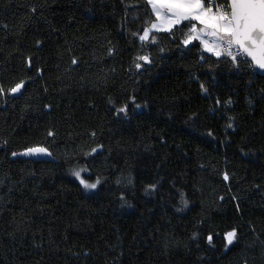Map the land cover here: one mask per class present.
<instances>
[{
	"label": "trees",
	"instance_id": "1",
	"mask_svg": "<svg viewBox=\"0 0 264 264\" xmlns=\"http://www.w3.org/2000/svg\"><path fill=\"white\" fill-rule=\"evenodd\" d=\"M154 22L145 0H0V264H264V76L183 44L188 21L142 41Z\"/></svg>",
	"mask_w": 264,
	"mask_h": 264
},
{
	"label": "snow or ice",
	"instance_id": "2",
	"mask_svg": "<svg viewBox=\"0 0 264 264\" xmlns=\"http://www.w3.org/2000/svg\"><path fill=\"white\" fill-rule=\"evenodd\" d=\"M146 3L150 6L157 23H151L150 27L143 30L144 34L140 36L142 41L148 40L153 30L171 32L177 25L188 21L189 31L183 44L188 45L198 40L205 51L217 57L227 56L236 63L239 56H244L250 58L259 69L264 70V0H225L224 3L210 0L208 5L205 4V0H146ZM193 21L195 23H191ZM152 40L155 42L154 37ZM139 59L149 61L147 56ZM136 67L140 68L141 65L136 64ZM22 86L23 81L15 84L8 91L17 93ZM200 87L207 92L203 84ZM4 91L0 87V94H4ZM227 103L230 104L231 101ZM136 107L140 106L136 105ZM117 112L127 115L128 104L118 108ZM42 153H47V149L32 147L23 155ZM13 155L17 153L14 152ZM73 175L80 179V171H73ZM224 178L228 179L227 175ZM80 183L86 189H96L101 181L97 179L94 183H89L80 179ZM236 236L237 232L233 229L225 234V239L228 244H232ZM208 240L211 243L212 237L209 236Z\"/></svg>",
	"mask_w": 264,
	"mask_h": 264
},
{
	"label": "water",
	"instance_id": "3",
	"mask_svg": "<svg viewBox=\"0 0 264 264\" xmlns=\"http://www.w3.org/2000/svg\"><path fill=\"white\" fill-rule=\"evenodd\" d=\"M246 59L250 62L255 74H257L258 76H264V70L259 69L253 62L250 61V58H246ZM47 153L33 154V155H23L22 153V154L17 155L16 158L25 159V160H34V161L54 162L52 158L50 157V155Z\"/></svg>",
	"mask_w": 264,
	"mask_h": 264
},
{
	"label": "rangeland",
	"instance_id": "4",
	"mask_svg": "<svg viewBox=\"0 0 264 264\" xmlns=\"http://www.w3.org/2000/svg\"><path fill=\"white\" fill-rule=\"evenodd\" d=\"M146 1V0H145ZM150 7V6H149ZM151 9V8H150ZM185 22H187V21H185ZM154 23H157V21H156V18H155V22ZM182 23H184V22H182ZM191 23H195L194 21L193 22H191ZM152 32H155V33H161V32H168V31H163V30H159V31H156V30H153ZM151 32V33H152ZM145 41V40H144ZM194 42V41H193ZM192 42V43H193ZM197 42H199L198 40H197ZM200 43V42H199ZM191 44V43H190ZM202 46V48H203V45H201ZM204 49V48H203ZM210 53V52H209ZM212 54V53H211ZM74 171H80V179H83V180H85L84 179V176L86 175V173L84 172V170H74ZM69 177L73 180V181H75L78 185H80L81 186V188L84 190V192L86 193V194H92V193H94V192H96L97 191V188H98V185H97V188L96 189H86L84 186H83V184H81L80 183V179H78L76 176H74L73 175V171L72 172H70V174H69ZM86 181V180H85ZM87 182V181H86ZM226 242H227V240H226ZM227 245H229L228 243H227Z\"/></svg>",
	"mask_w": 264,
	"mask_h": 264
},
{
	"label": "built area",
	"instance_id": "5",
	"mask_svg": "<svg viewBox=\"0 0 264 264\" xmlns=\"http://www.w3.org/2000/svg\"><path fill=\"white\" fill-rule=\"evenodd\" d=\"M215 2L216 3H224L225 2V0H215ZM210 3V0H205V4L206 5H208ZM222 57H225V58H227L228 60H230L231 61V59L229 58V57H227V56H222ZM238 61H245V62H248L249 64H250V62L244 57V56H239L238 58H237V62ZM232 62V61H231ZM236 62V63H237ZM233 63V62H232ZM233 64H235V63H233ZM251 65V64H250Z\"/></svg>",
	"mask_w": 264,
	"mask_h": 264
}]
</instances>
